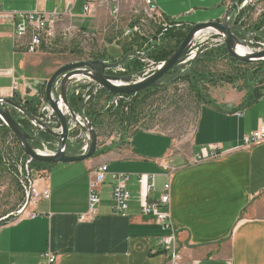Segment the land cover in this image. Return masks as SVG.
I'll return each mask as SVG.
<instances>
[{"label":"crops","instance_id":"crops-1","mask_svg":"<svg viewBox=\"0 0 264 264\" xmlns=\"http://www.w3.org/2000/svg\"><path fill=\"white\" fill-rule=\"evenodd\" d=\"M88 1L0 0V5L7 13L61 14L63 18L56 24L57 49L59 41L74 45L91 36L112 33L113 24L127 17L125 1L120 4L117 19L112 1H98L90 13H85ZM232 2L156 0L166 22L175 23L177 31L223 21ZM236 11L235 7L232 18ZM68 28L72 34L63 40L61 34ZM252 30L264 37V27ZM28 44L29 38L16 36L12 21L0 25V97L16 96L18 104L33 100L32 95L41 93V87L58 69L79 62L66 59L68 54H63L62 49L28 53ZM114 46L113 51L106 52L121 56L122 48ZM129 46L134 50L131 52H138L134 42ZM253 81L252 87L248 85L243 90L227 84L210 91V103L201 109L191 149L182 156L176 153L172 137L143 131L130 139L124 157L105 154L83 163L56 164L49 171L35 170L36 176L46 172L45 179L36 183L51 191V199L29 207L23 217L0 226V264H41L44 252L57 255V264H168L170 255L163 238L171 232L155 218L143 215L142 209L148 198L159 200L169 182V222L176 231L179 264H264V144L246 147L244 141L264 118V81ZM100 94L106 103L117 98ZM34 106L36 113L35 101ZM13 114L19 120L17 112L13 110ZM20 124L32 134L28 124ZM2 135L10 136L0 125ZM137 136L143 140L137 141ZM138 142L143 143L139 148L135 147ZM1 144L5 141L0 140V147ZM211 146L219 149V157L199 161L202 152ZM79 148L78 144L68 146L72 155H78ZM102 165H108L111 173L131 176L127 183L129 209L124 215L113 214V180L108 177L101 188L96 216L82 221L81 216L89 208L91 174ZM166 167L175 169L170 178ZM149 174L156 175V187L148 197L147 182L140 185L137 176Z\"/></svg>","mask_w":264,"mask_h":264},{"label":"built area","instance_id":"built-area-1","mask_svg":"<svg viewBox=\"0 0 264 264\" xmlns=\"http://www.w3.org/2000/svg\"><path fill=\"white\" fill-rule=\"evenodd\" d=\"M48 1V0H46ZM98 1L101 3L104 0H89L86 4L84 11L85 13L91 12V7L96 4ZM115 5L116 8L113 10V15L116 19L119 17L121 10L120 4L125 2H133L139 4V8H134V17L133 20L137 21L134 25L128 27L124 31V37L131 38L136 34H141L142 27L146 22L149 20H159L163 21V25L167 26L166 20L160 13L156 0H110ZM260 2V0H236V14L233 16L237 20V24L241 27V25L245 24L247 17L250 14V10L254 9L255 6ZM62 15L59 14L57 11H54L50 14H46L43 12H34V13H7L2 10L0 5V25L4 24L5 22L12 21L14 23V31L18 38L24 39L29 38L28 44V53L37 54L41 50H53L56 49L55 43L57 39V32H56V24L60 23L62 20ZM169 25V24H168ZM171 27V25H169ZM254 31H248V38L255 37ZM72 34V29L68 28L63 31L61 34V38L66 40ZM209 34L213 37H209ZM257 34V33H256ZM201 38V39H200ZM212 38V39H210ZM256 38V37H255ZM201 40L199 42V46L201 48H205V51L208 49L206 47L211 48L212 44L216 43V47H223L225 46L224 39L213 31H206L199 35L196 39ZM252 47L254 45H258V47L254 48L252 52H258L264 50V40L257 41L254 43L253 40L250 41ZM209 45V46H208ZM148 46V45H147ZM145 48L136 52L135 54L141 56V60L144 64L142 72L136 76H133V82L137 83L145 78L152 75L156 70L159 69L162 63H156L146 57ZM204 51V52H205ZM201 52V53H204ZM197 57V54L192 51L182 62L180 65V73L185 72V69H189V67L193 64ZM125 69L120 66L117 69L110 71L111 75L113 76H123L125 73ZM29 87V86H28ZM31 91H34L31 89ZM60 91V83H57L54 87V96L55 98L58 96ZM103 92V88L93 82L86 76H77L76 82L72 85L70 90V97L73 99H78V112L80 116H84L87 112L88 107H90L91 103H94L100 93ZM117 98H120L117 96ZM32 99L37 103V109L35 113V117L42 123H45L52 131L57 134L62 133V127L60 122L55 115L54 111L51 109L49 104L45 99V91L44 94L39 93L38 91L35 92V95H32ZM261 100L264 101V93L261 96ZM120 101V100H119ZM119 101L117 99L110 100L107 103L105 110L110 109L113 106H117ZM25 104V100L22 101ZM117 103V104H116ZM21 104V105H23ZM59 109L61 112L70 117V113L65 107L62 102L59 104ZM19 120L21 123H26L29 125L32 135L40 137L43 136L44 128L37 125L36 122L29 121L20 111H16ZM84 123L80 117L77 118V122L72 119H69V131H70V142H68V146L70 143H75L78 138L81 141L78 143L80 145L79 154H86L89 149V140L87 134H85L82 130ZM12 138V137H11ZM13 140V138H12ZM245 146L246 147H253L259 146L264 144V118L259 121V127L256 131L252 132L250 135L245 137ZM20 147L19 144L16 145ZM58 147V139L51 138V139H44L43 141L38 144L37 146V153L44 156H53L57 152ZM218 148L215 146H211L210 149L204 150L199 157V161L217 158L219 157ZM9 151V150H8ZM8 159H11L14 155H18L17 161L13 164L17 167L20 171V185L22 191L25 194L26 204L20 211V213H25L29 207H33L41 201H49L51 199V191L47 187H39L37 185V180H44L46 172H41L39 174V178L35 177V170L32 169V159L26 157L24 154L20 156L18 152H13L10 154L8 152ZM21 160V161H20ZM20 161V162H19ZM23 165H22V164ZM7 164V163H6ZM18 164V165H17ZM21 164V166H20ZM20 166V167H19ZM169 171V178L174 173L175 169L171 167L165 168ZM18 176V175H17ZM91 182L89 186V208L88 212L81 216V220L85 221L89 217H95L97 206L101 202L100 192L102 186L107 181L108 177L113 180L112 186V198L114 202V207L112 209L113 214L117 215H124L127 213L130 204V194L128 192L127 183L130 179L129 174L125 173H111L109 171L108 165H102L99 168L95 169L91 174ZM137 181L140 185H143L147 182L146 185V192L151 195L155 191L156 187V175L149 174V175H138ZM165 194L159 200L147 199L145 205L142 209L143 215L147 217H153L157 220V222L163 227L164 230H168L171 232L170 235L163 238V244L165 251L169 253V261L168 264H179L180 262V252L177 249V236L176 231L170 224V212H169V204H170V190L171 184L170 182L164 186ZM28 203V204H27ZM27 205V206H26ZM24 210V211H23ZM42 263L41 264H57V255L52 252H44L41 255Z\"/></svg>","mask_w":264,"mask_h":264},{"label":"rangeland","instance_id":"rangeland-1","mask_svg":"<svg viewBox=\"0 0 264 264\" xmlns=\"http://www.w3.org/2000/svg\"><path fill=\"white\" fill-rule=\"evenodd\" d=\"M123 4L125 8L124 11L127 17L123 18L120 23L113 24L112 33H101L96 37L91 36L83 39L82 41H76L74 45H64L62 41H59V48L57 47V49L53 50L61 51L62 49L63 54H68V57H66V59L68 58L76 61H87V59H93L100 56H112L110 55L111 52L108 53L106 51H113V49L116 48L114 45L120 46L121 48L122 46H129L131 42H134V40L138 38L141 39L144 37V39L149 40L152 43L151 45H155V43H157V40L159 39H164L162 40L161 44L166 45L167 43H169L165 41L164 36H159V31H161V29H168L170 28L169 25L174 26L175 23L171 24L169 22H166L169 25L167 24V26L165 25L164 27L162 26L163 23H159L160 21L157 19L149 20L148 22H146L142 27L141 34H136L131 38L123 37L124 30L128 26L135 24V22H133V10L134 8H137L139 6V4H135L133 2H125ZM262 15H264V0H260L255 8H252L246 22H244L245 24L241 25V28L246 32L253 31L252 29L254 28V26L262 22ZM185 29L186 28H182V30ZM262 33H264V30H262ZM259 35L262 36V34L255 33L256 38L244 37V40L247 42L250 48L254 49L258 47V45H254L252 47L250 41L253 40L254 43H257V41H263L264 37H260ZM209 37L213 36L209 34ZM259 38L262 39L259 40ZM200 39L197 40V44L193 48V51L197 54L196 58H198V55L201 54V52L205 51V48H201L199 46V42L201 41ZM109 45L111 46L108 47ZM168 45L169 48H175L176 42L172 41ZM215 45L216 43L212 44L211 48H209V45V47L206 48L208 50H213V56L217 57V53L219 52L218 50H220L222 46L216 47ZM140 46L141 44L139 45V49L137 47V51L143 49ZM132 51L134 50L132 49ZM42 52L53 53L54 51L43 49L39 53ZM71 55L75 56L71 57ZM122 56L123 50H121V56L113 57L116 60H119ZM131 57H138L136 59L142 63L141 56H137L134 53ZM122 67L126 71V68L124 66ZM192 67L195 70L202 71L203 73H210V75L214 76L215 79L227 77L236 80L235 83L231 84L226 82H218L216 85L199 83L197 87L200 89L201 93L207 100L210 99V91L212 89H218V86H220V88H223L228 85H233L235 90L236 88L239 90H243V87H246L248 85L252 87L254 82L253 80H256V82L264 81V76H261L262 74H264V62L261 64L247 65L238 62L231 57L219 56V58H217L214 62H211L207 65L192 64L188 70L185 69V72H183L182 75L186 74L187 71H189ZM175 72H177V70H175ZM168 76L169 75L164 78L165 80L163 86H159L156 90L151 91L150 93H148V95L145 96L146 99H143V101L145 102H143V104L141 105L143 106V108L141 107V123L139 124L138 128L141 131L163 134L172 137V139L176 142V153L182 156V153H188L191 149L193 136L195 134L200 117V112L204 104L196 97L195 90L197 87H194L193 89L192 85L188 82H175L172 79L173 76L170 75L172 78ZM116 99L117 101H119L121 98ZM105 100L106 99L104 98V95L101 96L100 94L97 97L96 101L101 102V105L98 109H101L103 105H107ZM132 101L133 100L130 99L126 100L125 102H119L127 106L129 105V103L131 104ZM113 107H111L110 109H112ZM128 108L126 109L128 110ZM111 131H113V129L112 127H110V123H107L105 128L101 130V136H99L98 142V150L105 151V153H101L99 156L109 154L114 158L124 157L127 150L126 148L129 149L130 139L133 137L128 136L129 138H124V135H122V132L120 130H114V132ZM132 134L133 132H131V135ZM11 136H9V138L6 137L5 144H1L0 147V151L2 149H5L3 153L4 163H7V167H0V226L4 221L8 220V222H12L25 215V213H20V211L26 204L25 194L22 191L20 185V171L17 169L18 166L16 167L15 164H13L15 161H17V158L19 156L14 155L11 159H8V152H10V154H12L13 152H19V147L16 146L17 143L13 142V140H15V137L12 136V140ZM78 139L81 141L80 138ZM79 140L76 141L77 143H75L74 147L77 146V144L80 142ZM139 140H143V137L137 136V141ZM142 144L143 143L138 142L137 144H135V147L139 148ZM65 165L66 164H58L57 167ZM34 175L36 178H38L39 176H36L37 173H35Z\"/></svg>","mask_w":264,"mask_h":264},{"label":"water","instance_id":"water-1","mask_svg":"<svg viewBox=\"0 0 264 264\" xmlns=\"http://www.w3.org/2000/svg\"><path fill=\"white\" fill-rule=\"evenodd\" d=\"M236 0H233L230 9L222 22H207L194 25L184 41L181 43L176 52L163 62L159 69L144 80L134 83L133 76H113L109 74L110 71L122 66L133 54L126 55L122 60L116 63L104 62L102 60H87L73 62L64 65L52 75L45 85V99L51 109L57 116L62 127V133L57 134L52 131L45 123L40 122L35 115L28 113L24 105L18 104L14 99H6L0 97V120L9 129L20 145L23 154L33 161L45 164H77L93 159L98 151L99 136L94 128V123L86 115L80 116L78 112L72 107L70 101V90L72 85L76 82L77 76H86L93 82L101 86L105 91L116 96L136 95L146 89L164 85V78L170 73L177 70L178 75H182L180 65L184 59L193 51L197 44L196 39L199 35L206 31H213L219 34L225 42V47L229 56L243 64H261L264 62V50L252 52L248 55H239L237 53L238 46L244 48L249 47L244 37L248 36V32L242 29L237 20L232 18V12L235 9ZM191 71V69H190ZM189 71V72H190ZM60 83V91L58 96H54V87ZM28 101H26L27 103ZM67 107L70 117L64 115L59 109V104ZM14 111H20L29 121L36 122L37 125L44 128L43 133L58 139L57 152L53 156H44L37 153L36 144H40L43 139L29 133L16 119L13 114ZM80 117L84 123L82 130L88 136L89 149L86 154L72 155L68 149V142H70L69 119L77 122ZM77 143V142H75ZM75 143H70L73 147ZM28 204V203H27ZM27 206V205H26ZM24 211V210H23Z\"/></svg>","mask_w":264,"mask_h":264},{"label":"trees","instance_id":"trees-1","mask_svg":"<svg viewBox=\"0 0 264 264\" xmlns=\"http://www.w3.org/2000/svg\"><path fill=\"white\" fill-rule=\"evenodd\" d=\"M264 15H262V22H260L259 24L254 26V30L255 31H259L262 27H264ZM172 24V23H171ZM176 26L171 25L170 28L168 29H161V31H159V36H164L165 37V41L169 42L166 45L165 44H161L162 40L164 39H159L157 43H155V45H149V40H146L144 38H138L134 40V44L136 45H140V47L145 48V53L146 56H148V58H150L152 61L156 62V63H163L165 61H167L169 59L170 56H172L176 50L179 48V46L181 45V43L184 41L185 37L187 36L188 32L190 31V29L192 27L186 28L185 30H176L175 29ZM184 28V27H182ZM175 41L176 42V46L175 48H169L170 42ZM148 45V46H147ZM123 50V56L119 59L116 60L113 56H100V57H96L94 59H98V60H102L104 62H112V63H116L120 60H122L126 55L133 53L131 52L132 49L130 46H123L122 47ZM219 52L217 53V57L213 56V50H207L204 53H201L198 55V58H196V60L193 62V65L196 64H209L211 62H214L217 58L220 57H230L226 47H222L220 50H218ZM221 51V52H220ZM130 57L128 60H126L123 64V66L126 68V73L124 74L125 76H136L138 74H140L142 72V63L140 61H138L136 58H132ZM190 71V70H189ZM187 71L186 74L183 75H178V72H170L168 75L173 76V81L175 82H181V81H186L189 84L192 85L193 89L194 87H197V85H199V83H203V84H211V85H216L218 82L221 83H235L236 80L235 79H231V78H227V77H221L219 79H215L214 76H211L210 73H203L200 70H195L193 67L191 68V71L189 72ZM111 74V73H110ZM168 76V77H169ZM198 83V84H197ZM46 84V83H45ZM159 87V86H158ZM158 87H152L149 89H146L143 92H140L136 95H128V96H119L120 102H125L126 100H130L132 99V103L127 106H125V104L123 103H118L117 106H114L112 109H108L106 111H104L105 109H98L100 107V102L99 101H95L94 103H91L90 107H88L87 112H86V116L93 121L94 123V128L96 130V132L98 133V136H101V130H103L105 128V126L107 125V123H110V127H112L113 131L114 130H120L122 132V135H124V138H129L128 136H134L139 132H143L141 130H139L138 126L141 123V114H142V109L143 106H141L143 104V99H146V95H148V93H150L153 90H156ZM44 89H45V85H43L41 87V94L44 93ZM103 92L107 95V96H114L113 94L108 93L107 91H105L103 89ZM195 94L196 97L204 104H208L210 103L209 100H207L203 94L201 93L200 89L197 87L195 90ZM116 96V95H115ZM71 104L72 107H74V109L76 111H78V99H73L71 98ZM14 100L16 99V96L14 97ZM141 101V102H139ZM25 110L34 115L35 113V106H34V99L28 101L27 103H25L24 105ZM128 108V110L126 109ZM15 119L17 121H19L16 117ZM19 123H21L19 121ZM0 125L5 129L7 135L11 136L12 133L9 131V129L4 125V123L0 120ZM24 128L27 130V127L24 126ZM28 131V130H27ZM29 132V131H28ZM131 132H133V134L131 135ZM43 136L45 138L51 139V137L47 134H43ZM14 137V136H13ZM9 138V137H8ZM0 140L1 142L6 141V137L4 135L0 136ZM16 141V140H15ZM17 142V141H16ZM37 146V145H36ZM19 150V155L23 156V152L21 150V148H18ZM4 150L2 149L0 151V167H7V165L4 163ZM72 152V151H71ZM101 153H105V151H97L96 156H99ZM53 165L52 164H45V163H41V162H37V161H32V169L36 170V171H49L51 169ZM8 220L4 221L3 223H1V226L8 224Z\"/></svg>","mask_w":264,"mask_h":264},{"label":"bare ground","instance_id":"bare-ground-1","mask_svg":"<svg viewBox=\"0 0 264 264\" xmlns=\"http://www.w3.org/2000/svg\"><path fill=\"white\" fill-rule=\"evenodd\" d=\"M237 53L239 55H248V54L252 53V50H250L248 48H244L242 46H238Z\"/></svg>","mask_w":264,"mask_h":264},{"label":"flooded vegetation","instance_id":"flooded-vegetation-1","mask_svg":"<svg viewBox=\"0 0 264 264\" xmlns=\"http://www.w3.org/2000/svg\"><path fill=\"white\" fill-rule=\"evenodd\" d=\"M36 145L38 146V143Z\"/></svg>","mask_w":264,"mask_h":264}]
</instances>
